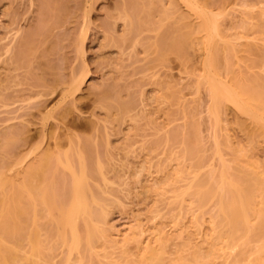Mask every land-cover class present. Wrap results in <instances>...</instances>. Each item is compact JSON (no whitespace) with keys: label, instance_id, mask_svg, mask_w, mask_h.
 <instances>
[{"label":"rangeland","instance_id":"rangeland-1","mask_svg":"<svg viewBox=\"0 0 264 264\" xmlns=\"http://www.w3.org/2000/svg\"><path fill=\"white\" fill-rule=\"evenodd\" d=\"M192 2L0 0V201L43 152L72 155L73 170L59 167L71 179V171L82 175L78 156L90 140L97 146L86 152L102 166L88 158L85 179L112 242L76 248L48 225L38 231L42 264H135L140 247L126 238L137 226L170 235L162 264H189L179 254L189 258L194 247L206 254L222 233L213 222L225 171L229 178L258 171L262 206L263 130L230 102L217 108L206 80L214 76L241 93V79L264 80V0ZM198 11L221 31L211 65L198 31L182 55L173 49ZM0 238L14 243L1 230ZM255 244L237 240L218 252V264L248 255ZM30 247L26 237L19 242L21 261Z\"/></svg>","mask_w":264,"mask_h":264},{"label":"bare ground","instance_id":"bare-ground-1","mask_svg":"<svg viewBox=\"0 0 264 264\" xmlns=\"http://www.w3.org/2000/svg\"><path fill=\"white\" fill-rule=\"evenodd\" d=\"M185 1L190 5L193 3L192 0ZM197 31L206 37L205 42L212 58L211 65L223 43H220L222 36L217 22L206 12L198 11V21L194 23L190 32L182 33L183 38L174 43L173 49L182 55L188 38ZM225 46L231 49V45ZM206 82L217 108H220L224 102L234 104L241 112L250 115L264 133V80L261 78L241 79L239 83L242 93L221 84L214 76L208 77ZM80 83H82L81 79L75 82L74 90L79 87ZM121 109L123 113L129 111V107L121 106ZM90 144L97 146V142L85 140L86 150L78 156L81 176L71 171L70 179L59 170L61 165L73 170L72 155L61 156L43 152L27 167L22 182L11 183V190H6L0 201L2 203L0 230L4 238L13 239L14 243L9 246L3 243L4 239L0 238V264H42L44 243L38 231L48 225L50 226L49 231H54L63 243H67L70 238L71 245L76 248L83 245L92 247L95 242L100 241L112 242L111 230L109 232V228H101L99 225V221H104L105 214L103 211L94 209L88 197L89 193L94 195L92 187L85 179L89 173L87 159L90 160L93 153L86 152ZM89 150L91 151L92 148ZM97 158V160L91 158L90 161L95 160L94 167L98 166L96 168L102 171L101 160L98 156ZM51 171L53 174L50 177ZM221 180L222 185L218 192L219 212L217 219L213 222L215 231L219 228L217 223L222 227L218 241L211 242L210 250L206 254L194 247L189 258L179 254L177 260H189V264H218V252L231 248L232 243L242 240L246 243L255 242L253 251L248 255L243 251L227 264H264V198L262 206L256 207V192L261 189L263 176L258 171L240 169L231 178L227 177L225 171ZM7 185L8 182L3 181V186ZM207 193L213 195V190ZM98 201L99 199L94 196L93 202L98 204ZM80 220L83 221L82 225H80ZM145 236L150 237V240L143 246ZM25 237L31 247L24 260L21 261L16 252L19 250V242ZM169 239L170 235L158 226L152 229H142L137 226L126 241H134L140 247L139 260L135 264H162Z\"/></svg>","mask_w":264,"mask_h":264}]
</instances>
